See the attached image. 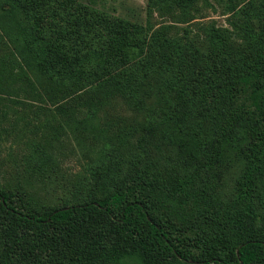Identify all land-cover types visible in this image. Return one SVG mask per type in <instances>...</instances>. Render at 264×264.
Listing matches in <instances>:
<instances>
[{"label":"trees","instance_id":"obj_1","mask_svg":"<svg viewBox=\"0 0 264 264\" xmlns=\"http://www.w3.org/2000/svg\"><path fill=\"white\" fill-rule=\"evenodd\" d=\"M172 2L187 0H154L160 9ZM3 3L2 22L22 27V11L28 27L17 31L11 56L0 61V93L37 100L41 88L88 85L92 99L74 119L75 129L106 142L111 138L97 112L119 95L144 112L142 127L161 117V138L188 158L198 153L200 135L215 154L221 144L246 141L242 193L262 184L256 176L264 169V9L249 2L255 19L244 12L234 35L204 26L207 48L201 50L163 32L146 42L135 25L80 0ZM177 178L145 164L101 198L40 210L19 206L18 196L2 189L0 264H264V216L244 204L220 223L197 218L190 224ZM217 236L231 238L236 249Z\"/></svg>","mask_w":264,"mask_h":264},{"label":"rangeland","instance_id":"obj_2","mask_svg":"<svg viewBox=\"0 0 264 264\" xmlns=\"http://www.w3.org/2000/svg\"><path fill=\"white\" fill-rule=\"evenodd\" d=\"M80 1L135 25L146 42L156 32H163L201 50L207 48L204 26L226 28L234 35L237 27H242L244 12L255 19L249 2L259 12L264 9V0H187L182 4L172 2L168 9H160L154 0ZM7 6L0 4V15L2 7ZM19 14L22 27L0 20V61L11 56L17 31L28 27L22 11ZM40 91L43 99L37 100L31 94L30 99H23L0 93V190L16 194L19 206L40 210L83 202L91 196L101 198L112 192L130 170L155 163L160 171L177 176L183 184L185 191H178L187 199L184 208L191 218L190 224L197 218L203 224L220 223L244 204H251L264 216V169L256 176L257 182L261 177L262 184L253 183L247 194L242 193L250 161L244 152L249 146L246 141L232 146L221 144L219 154H215L214 144H207L205 136L200 135L198 153L188 158L173 143L161 138V117L149 128L142 127L144 112L136 111L125 98L114 95L97 112L111 138L106 142L75 129L74 119L83 117L81 110L85 111V102L92 99L90 86L71 83L56 86L49 93L44 88ZM206 144L208 149L203 148ZM168 212L182 226L175 213ZM217 237L230 249H236L231 238ZM221 242L217 247L223 245ZM2 249L0 237V260Z\"/></svg>","mask_w":264,"mask_h":264}]
</instances>
